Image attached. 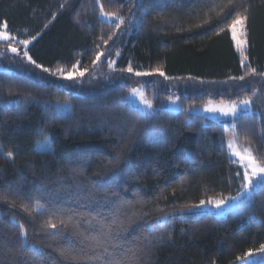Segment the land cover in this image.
I'll return each mask as SVG.
<instances>
[{
    "label": "trees",
    "instance_id": "trees-1",
    "mask_svg": "<svg viewBox=\"0 0 264 264\" xmlns=\"http://www.w3.org/2000/svg\"><path fill=\"white\" fill-rule=\"evenodd\" d=\"M237 16L246 17L243 64L230 29ZM5 23L14 39L0 41V264H109L87 247L92 237L122 245L109 247L122 264L264 253V189L223 217H173L240 191L227 139L264 163V0H0ZM139 82L155 106L177 95L180 110L141 114L124 101ZM242 98L252 111L227 125L190 114ZM101 224H112L110 239Z\"/></svg>",
    "mask_w": 264,
    "mask_h": 264
},
{
    "label": "snow or ice",
    "instance_id": "snow-or-ice-1",
    "mask_svg": "<svg viewBox=\"0 0 264 264\" xmlns=\"http://www.w3.org/2000/svg\"><path fill=\"white\" fill-rule=\"evenodd\" d=\"M230 2H231V0H230ZM96 3L99 4L100 0H96ZM100 15L102 17L109 19V20L114 19V20L118 21V23L116 24V27H119L120 24L124 23V18L122 16L118 15L117 12H105L103 7L100 8ZM245 19H246V17L237 16V18L230 25V29L232 31V35H233L234 40H236V36H237V32H236L237 26H243ZM6 27H7L6 23L3 25H0V28H3V29H6ZM240 35L241 36L244 35L243 30H241ZM0 38H2L4 40L14 39V37H11L10 35L5 34L3 32H0ZM33 39H35V37H33ZM20 43L27 46V44L29 42L24 40V41H20ZM245 43L246 42L243 40H237V49H238V51H240V54L242 57V64H243V60L247 59V57L244 56V52H243V47H244ZM9 48L13 53H15L17 51V49L15 47H12L11 45H9ZM117 54H119V53H117ZM24 55L28 56V53L25 52ZM100 55H103V54H100ZM100 55L97 56V60L100 59ZM29 61L32 63H35L34 61L31 60L30 57H29ZM80 63H81L80 61H77L76 64H74L72 66V71H68L67 75L65 76L66 79H72L73 78V71H75L77 69V66L80 65ZM93 63L95 64L96 61H93ZM113 63H115V61H110L109 67H111ZM36 67L42 68V65L36 64ZM42 70L45 72L49 71V69H47V68H43ZM85 71H87V70L85 69ZM127 71L132 72L133 70L131 67H129L127 69ZM157 71H159V70L157 69ZM251 71L255 72V69H251ZM57 72H59L61 75H65L64 69H57ZM83 74H84L83 72H80V75H83ZM135 74L136 75H146L147 73L137 72ZM160 75L163 76L164 73L160 72ZM165 78H167V77H165ZM240 79L243 80L244 77L241 76ZM129 95L132 97H138L140 104L144 105V109H152L153 105H152L151 101L146 99L144 97L143 92H141L139 89H136V88L131 89ZM172 103H175V101L173 100ZM251 108H252L251 98H245V99L240 100L239 104H237L235 101H232L228 104L221 102V104L218 106L213 105L212 102L209 101L208 105H206L204 107V111L208 112V113L220 112L224 116L231 115L233 117H236L238 114H248L249 112H251ZM141 111L145 115L151 114L149 112H145L143 109ZM232 127H233V136L235 137L236 125L233 124ZM41 146L46 148L47 147L46 142H41ZM228 148L230 149L231 154L233 156H236L239 158V160L241 161V167L244 169L243 180L241 183L240 191H238L235 196H228V197H223V198H209L207 201L201 200L199 205H194L193 207L199 208L201 206L211 205L213 207L220 208L221 206L225 205V203L227 201L233 202V207H241V206H244L246 204H249L251 202L253 195L256 192L260 191L261 189H264V163L260 162L255 156H253L250 148H244L243 154H242L241 151L237 150V148L235 146V140H229L228 141ZM243 161H247V163L244 164ZM232 162H235V161H232ZM237 174L239 175V173H237ZM61 223H65V222L61 221ZM116 223H117V221L114 220L113 224H116ZM122 226H123V222H120V227H122ZM47 227L55 229L57 227V225L55 223H53L52 221H48ZM20 229H21V236H24L25 231H24V225L23 224L20 225ZM112 231H113L112 224H101V234L100 235L102 237H106V238L110 239ZM26 242L27 241L25 240L24 243H26ZM87 247L91 248V249H101L106 255L111 257L109 264H122V259L119 258L115 254L114 251L109 252V247H112L113 249H115L117 247H122V245H119V244L109 245L107 243V240H105V239H101L100 237H92V238H90V243L87 245ZM129 251H131V249H129ZM260 251H264V244H261ZM61 254L62 255L64 254L63 249L61 250ZM132 255L135 256L134 251L132 252ZM85 256H87V252H85ZM96 258H99V254L97 255Z\"/></svg>",
    "mask_w": 264,
    "mask_h": 264
},
{
    "label": "rangeland",
    "instance_id": "rangeland-1",
    "mask_svg": "<svg viewBox=\"0 0 264 264\" xmlns=\"http://www.w3.org/2000/svg\"><path fill=\"white\" fill-rule=\"evenodd\" d=\"M103 18L106 19V20H109V19H107L105 17H103ZM241 30H243V32H244L243 36L240 35ZM0 32L8 34L4 29H0ZM236 32H237V36H236V40H234V43H235L236 49H237V40H243L245 42H246V40H245V31H244V29L242 27L237 26ZM0 41H5V40L0 38ZM246 46H247V43L244 44L243 51L246 48ZM237 51H238V49H237ZM238 52L240 53V51H238ZM133 88L139 89L141 92H143L144 97L146 99H148L146 94H145V91L143 89V83L142 82H139L138 84L134 85L132 87V89ZM129 94H130V92L125 96L124 101L129 103L130 105L136 107L141 114H143V112L141 111L142 109L145 112L151 113L150 115L155 113L157 110H165V111H170V112H174V113H176V112H178L180 110V105H179V102H178V96L177 95H173L170 98L164 99L157 106H155V104H153V102L150 100L152 105H153L152 109H144V105L140 104L139 98L138 97H132ZM242 99H245V98H242ZM242 99L233 100V101H235L237 104H239V101L242 100ZM173 100L175 101V103H172ZM211 102H212L213 105H217L218 106V105L221 104V102H224L225 104H228V103H230L232 101L216 102V101H212L211 100ZM206 105H208V102L205 105H201V106H197V107L193 108L192 110H190V114H192V115H202L206 119H209V120H212V121H215V122H221V123H223L225 125H227L229 121H233L234 119H236L240 115V114H238L236 117H233L231 115L224 116L220 112L208 113V112L204 111V107ZM66 110H67V107L65 105H63V106H61L59 108V112H61V113H66ZM251 111H252V108H251ZM143 115H145V114H143ZM229 140H235V139L234 138H229V139L226 140V148H227V151H228V155H229L231 160L235 161L238 164V166L241 167V161L239 160V158L236 157V156H233L231 154L230 149L228 148V141ZM235 146H236L237 150L241 151V153L243 154V149L245 147L243 145H240L236 140H235ZM36 149L39 150V151L46 150V148L41 146V142L37 144ZM10 157L11 156L8 155L9 159H10ZM243 163L246 164L247 161H243ZM242 171H243V174H244V169L243 168H242ZM217 198H221V197H217ZM205 201H207V200H205ZM197 205H199V203ZM237 208L238 207H233V202L227 201L225 203V205L221 206L220 208H216V207H213L211 205L201 206L199 208L191 207L189 209H186V210L180 211V212H178L176 214H173V217L184 218V217H188V216L200 215V214H206V213L207 214H213V215H215L217 217H223L229 211L236 210ZM232 264H264V253L263 254H253V255L248 256L246 258L240 259V260H238V261H236V262H234Z\"/></svg>",
    "mask_w": 264,
    "mask_h": 264
}]
</instances>
